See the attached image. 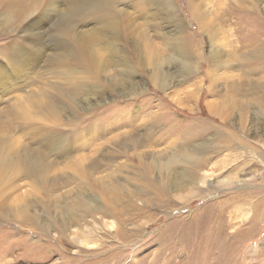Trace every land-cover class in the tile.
<instances>
[{
    "label": "rangeland",
    "instance_id": "374dc122",
    "mask_svg": "<svg viewBox=\"0 0 264 264\" xmlns=\"http://www.w3.org/2000/svg\"><path fill=\"white\" fill-rule=\"evenodd\" d=\"M94 1L95 5L106 4ZM148 1L114 0L112 5L125 10L117 13L121 17L119 40L114 38L115 30L100 28L101 42L89 50L93 65L79 67L46 64L52 52L58 56L69 45L63 33L65 0H0V69L4 76L0 93V204L13 206L6 209V216L0 213V264H264V205L249 210L251 206L240 204L242 196L238 195L256 190L264 194V135L257 139L250 129L244 134L250 110L244 113L242 132L235 122L237 109L223 116L231 103H256L255 98L262 93L264 0H172L173 13L179 15L178 28L159 20L157 12L161 11L153 15L156 6L150 7ZM79 4L87 7L82 1L75 6ZM108 10L114 14L115 8ZM81 19L74 20L79 27L90 20L81 23ZM176 20L172 17L174 23ZM113 46L120 50L118 58L113 56ZM176 46L185 48L187 61L175 51ZM209 50L219 51L218 64L213 63ZM15 53L22 54L14 59L22 66L13 68L7 61ZM125 58L138 89L131 96H125L121 87L130 82L120 63ZM154 69L169 70L167 83L171 82L159 86L151 76ZM120 70L123 73H118ZM94 83L101 87H94ZM129 85L135 86L132 82ZM98 90L105 91V97L87 107L86 98L92 99ZM228 129L247 141H259L258 156L243 151L236 141L226 145ZM62 134L72 141L68 153H47L50 169L43 183L26 178L21 159L31 149L44 152L42 143L59 140ZM191 142L206 146L199 156L208 158L212 179L207 182L225 176L227 184L202 198L187 191L165 192L164 206L145 199L152 196L148 190L133 198L142 211L129 210L127 191L136 185L145 189L134 167L139 164L135 153L167 154L181 151V146ZM88 154L99 159L93 176L111 175L106 179L105 193L91 188L100 199L99 209L107 212L79 223L69 217L60 219L57 208L64 199L59 195L66 193L68 201L77 198V184L83 181L77 162L83 156L85 164ZM225 159L229 161L226 166ZM243 159L248 161L244 165ZM246 172L250 173L247 185L236 187L233 180ZM124 179L125 186L119 191L110 189ZM149 181L157 184L152 176ZM115 191L117 197L112 194ZM236 194L237 201H227L222 217L225 261L221 262L218 251L206 258L202 250L191 246L192 241H182V235L195 240L201 229L189 233L179 230L180 224L192 223L194 213L209 212L211 202L220 196ZM55 196L59 201L52 203ZM204 199L208 202L202 205ZM15 213L23 216L20 222L14 221ZM255 213L258 219L253 222L250 218ZM47 216L51 224L44 230L42 223ZM174 222L178 227L171 231L169 224Z\"/></svg>",
    "mask_w": 264,
    "mask_h": 264
},
{
    "label": "bare ground",
    "instance_id": "6f19581e",
    "mask_svg": "<svg viewBox=\"0 0 264 264\" xmlns=\"http://www.w3.org/2000/svg\"><path fill=\"white\" fill-rule=\"evenodd\" d=\"M79 1L84 2L87 7L82 8L81 7L82 4H79V6H77V5L75 6V4L78 3ZM46 2H48V1H46ZM94 2H95L94 0H65V2H64L65 9L64 10H66V17L63 20V21H65L64 22L65 26H63V28H65V29H63V33L65 36H67L69 38V41H68L69 45L66 46L68 48L64 47L63 53L58 55V56H57L58 52H52V56H49L47 58V63L45 62L47 65L54 66L55 64L57 65L59 63H63L65 65H69V66H74V65H78L79 67H82V66L88 67L89 65L92 66L93 64L91 61H92L93 57H92L89 50L91 48H95L96 44L101 42L100 40L102 39V34L99 32V29L104 27V28H108V29L110 28V30H115L113 32L115 34L114 38L115 39H117L118 37L120 38L121 35H120V31H119L120 30L119 25L121 23V17H120V15L117 16V13L120 11L125 12V10L123 8H119V7L115 6L114 4L112 5L114 0H104L103 2H105L106 4L100 5V3H98V4H96L97 6L94 4ZM148 2H149L150 7H153L154 5L156 6L155 7L156 10L152 11L153 15L157 11H161L160 14H159V12H157L159 20L173 23L172 26H175L173 28H178L180 26V22L178 21L179 20L178 13H176V12L173 13V11L175 9L174 1H172V0H149ZM148 2H147V4H148ZM134 4H135V2H134ZM46 5H47V3H46ZM51 5H52V2H51ZM133 6H137V5H133ZM159 7L161 8V10L159 9ZM109 8H115L114 14H110V12H106V9H107V11H109L108 10ZM84 10H86V12ZM164 10H166L167 12H163ZM50 13H52V12H50ZM105 13H108L110 15L109 16L103 15ZM115 13H116V15H115ZM171 16L173 18L177 17V20L175 21V23L172 21ZM77 17H82L81 23H83V21L85 23V21H87L88 19H90V20L88 22H86L85 24H82V27H79L80 23H78V22L74 23V20ZM33 19H35V18H33ZM32 23H33V21H32ZM90 24H92L94 26L93 27L89 26ZM83 26H86V27L84 28ZM108 34H106V35H108ZM119 38H118V40H119ZM104 41H106V40H104ZM33 45H35V44L33 43ZM175 49H176L175 51H178V53H181L180 56H182L181 57L182 59L186 58L185 56H183L185 53V48L176 46ZM45 50H48L47 47H46V49L43 50V52L42 51L41 52L44 53ZM119 51L120 50L118 49V47H114L113 56L118 58L116 53H119ZM8 53L10 54V52H8ZM16 54H19V53H15L12 56H10L13 61L11 60L10 57L8 58L9 60L7 61L9 63V65L13 68L20 67V65H21L19 60L14 61V59H16V56H17ZM21 55L22 54H19L20 57H21ZM209 55L211 56L213 63L215 61L220 62L221 59L219 60L220 55H219L218 50L210 51ZM188 60H190V58H188ZM184 61H187V59H185ZM226 62L227 61H224L223 63H226ZM120 63H122V65L124 64V66L126 68V69H123L124 74L127 76V80L130 81V82H128V84L121 85V87H123L122 90H123V92H125V96H128V95L131 96V95L137 93L138 89L135 88V87H137V84L132 81V75L133 74L131 73V67L128 66L129 61L126 59V60L121 61ZM191 63H188V65L190 67L193 65V63L192 64ZM25 64L31 65L30 63H25ZM216 64H218V63H216ZM48 67H50V66H48ZM0 68H2V67L0 66ZM29 69H31V68H29ZM24 70L27 73L28 69H24ZM123 71L120 70V71H118V73H123ZM170 73L171 72H169V70H162V69L155 70L154 69L151 73V76L155 80L156 79L158 80L159 86L165 87L171 82V79H170V81H168V83H167V80L169 79L168 76ZM7 76H10V75H7ZM120 76H121V74H120ZM131 82L135 86H130L129 84H131ZM3 83H4V76L2 75V72L0 69V93H2L1 89L3 87ZM97 85L99 87H101L99 84H96V83L93 84L94 87ZM89 88H90V86H89ZM258 88H260V85L258 86ZM86 89H87V87H86ZM115 89H116V87H115ZM87 90L89 91V89H87ZM260 90L262 91V93L257 95V97L255 98L256 103H250V102L249 103H231L229 105V109L223 115V116H225V115L230 116L233 112L232 109L233 108L237 109L238 113H237V116H235V117H237V121H235V122H237V123L239 122V125L241 128L240 131H241L243 129V126L245 125V120L243 119L244 113L248 112L250 110L249 111L250 119L248 121V124L246 125V129L244 131V134H247L249 129H250V131H249L250 134H252L253 137H256V138L258 137V135H261V134L264 135V86L261 87ZM95 92H97V93H94L95 95L92 99L90 97H89L90 99L86 98L87 107H90V106H93V105L99 103L100 100H103V98L105 97V91L98 90ZM0 100H1V96H0ZM177 104L179 105V103H177ZM261 107H262L263 111H261ZM226 116H225V118H226ZM223 120H224V117H223ZM226 134L228 136V137L224 138V143L226 145L236 141L237 144H240V147L244 149L243 151H246L247 153H251L252 155H257L258 149L261 148V147H258L259 145L261 146V144L257 140H255L257 142H251L249 140L247 141L246 139L240 137L239 135H237L236 133L232 132L229 129L227 130ZM61 137L62 138L59 140L55 139V140L49 141V143H47V142L42 143V145L44 146V149H42V150L44 152L31 149L27 152V155L21 159L20 164H22V166H23V170L22 169L21 170L25 174L26 178L35 179V181L39 184L43 183V176L45 175V172L48 171V169H50V158L51 157L48 158L47 153L48 154H57V156H61L62 154L66 155L68 153V151L70 150V143L72 142V141L70 142L71 139L65 137V134H62ZM257 139H260V138H257ZM190 140H192V136L190 137ZM181 147H182L181 151L171 152V153H167V154L162 153V152L161 153L160 152L154 153L151 151H146V152L142 151V152H136L135 153L139 164H138L137 168H136V165L134 167L137 170V176L140 179H142V182L144 181L142 186L145 187V189L144 188L141 189L140 187H138L135 184L136 186L134 185L135 187H133L134 191L133 190L131 192L127 191L128 198L125 201H127V203H128L129 210H132L135 212H141L142 211V209H141L142 207L137 206L135 204L133 198H139L140 195H142L145 191H148V190L151 192L152 196L149 198H145V199L149 200L152 198L153 200H156L160 206H164L163 204L165 202H167V201H165L166 200L165 199V192H169V193L178 192L179 194H182L184 191H187L186 193H188V195H190V196H195V198H196V196L199 195L200 197H198V198H202V197H206L208 194L215 193V191L218 188H223L224 185L227 184V181H226L227 179L225 178V176H222L219 179L215 178V180H213V182H210V181H209L210 183L207 182L208 180L212 179V177H211L212 173H209V170L207 169L208 158L207 157L202 158L199 156V152L202 151L203 149H205V147H206L204 144L191 142L190 144H188L187 147H185V146H181ZM48 148H49V150H47ZM243 151L240 150L241 155L244 154ZM83 159H84V157L81 156V158L77 162V164L79 166L81 165L80 168L83 172V181L81 183H78L77 184L78 189L76 188L77 190H79L76 192L77 198L68 201L67 195H65L66 193L65 194H63L64 192L61 193L59 196H60V198L64 199V202L61 201V203L58 205L57 214H56V216L60 217V219H62V218L67 219L69 217L71 220L78 221L77 223H79L81 220L83 221V219L86 220L88 216L93 218V217H96V215H100V214L107 212V209H104V208L101 210L99 209L101 206L100 199H98V197L94 196V193H92L91 188H94L95 190L98 189L100 191V193H102V194L105 193L106 190L108 189V183H107L108 181L106 179H109V176H111L110 174H108L106 176H100V177L93 176L92 173L94 171H96L98 166H99L98 165L99 159L96 157H91L90 154H88V156H87L88 161L85 162V164L83 162L84 161ZM146 159H148V160H146ZM149 160H153L155 162L152 163ZM2 161L3 160H0V164H2ZM247 162L248 161H246L245 159L242 160L243 165L246 164ZM224 164H225V166L229 164L228 159L224 160L223 165ZM222 167L223 166H220V168H222ZM152 169H154L153 173L150 172ZM248 174H250V173H248ZM248 174L246 172L245 174H243V176H240L236 180H233V181H236V183L234 185L236 187L241 186V185H247L246 180L248 179ZM151 176L154 177L155 179H157V184L149 181V178ZM51 179L52 178H49V180H51ZM122 181H123V183L118 182V183H120L119 185L117 184L119 187L118 186L112 187V185H111L110 189H117L119 191V189H121L122 186L123 187L125 186V183H124L125 179ZM230 182H232V181H230ZM129 183H131V182H129ZM138 184L140 185V183H138ZM212 188H214L215 190L212 191L211 190ZM88 189H89V191H88ZM191 189H195V190H191ZM111 192H112L111 190L108 191V193H110V194H111ZM134 192L136 194H133ZM117 193L118 192L115 191L112 194H115L117 197ZM243 193H244V195H242ZM243 193L238 194V195L242 196V200H241L242 202L240 204H246L248 206L250 205L251 207L248 208L249 210H252V211L257 210L258 208L262 207V205H264V194H263L262 190L250 191L249 193L243 192ZM238 195L237 194L231 195V196L224 197V198H221V196H220L219 199L212 201V202L210 201L213 208L212 207H211L212 209L209 208L208 209L209 212H205V210L204 211L202 210L201 212L192 214L191 215V217H193L191 219L192 223H187L186 226L184 225V227H181L183 225L180 224L179 230L180 229L182 231H183V229L188 230L189 233H191L190 230H193V229L197 230V231L201 229V231L199 234H196L195 240H194V238L192 239L193 236L191 238H186L187 236L182 235L183 236L182 241H184V240L186 242L192 241L193 245H191V246L197 248L198 251L202 250L204 253V256L206 258H209V256H212V254L214 253L213 251H218V252H220L219 258H221V262L225 261L226 258H225L224 253L226 251V247H225V245H226L225 236L226 235H224V233H223L224 232V224L222 222V220H223L222 217H224V211L227 207V201H229V200L237 201L236 197ZM258 195H260V196H258ZM254 197H256V198L254 199ZM145 199H144V201H145ZM239 199H241V198H239ZM239 199H238V201H239ZM60 200H62V199H60ZM57 201H59V199H57V197L55 196V199L52 200V203L57 202ZM205 201L208 202L207 199H204L202 201V205H205ZM12 207L13 206L9 207V205L0 204V209L2 210V211H0L1 215L6 216V213H7L6 209L11 210ZM173 210L174 209H171V212ZM255 215H257V214L255 213ZM255 215L250 218V220L253 222H255L256 219H258V215H257V217ZM101 216L102 215H100V217ZM12 217H13L15 222H20L21 218H23V216H17V213H15V215H13ZM17 217L20 219H18ZM203 220H204V223H203ZM62 222H65V221H62ZM213 222H217V224L215 225V224H213ZM207 223L209 224L208 227H206ZM50 224H51V221L49 220L48 216L44 217V220L42 223L44 230H47L49 228ZM201 224H202V227L200 226ZM176 226L178 227L177 222L169 224V227L171 228L169 230L172 231ZM203 229L205 230L204 234L201 233ZM204 235H206V236H204ZM176 242H177V239H176Z\"/></svg>",
    "mask_w": 264,
    "mask_h": 264
}]
</instances>
